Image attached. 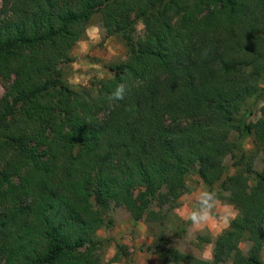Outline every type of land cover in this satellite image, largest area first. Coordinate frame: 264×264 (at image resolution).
<instances>
[{
	"label": "trees",
	"instance_id": "1",
	"mask_svg": "<svg viewBox=\"0 0 264 264\" xmlns=\"http://www.w3.org/2000/svg\"><path fill=\"white\" fill-rule=\"evenodd\" d=\"M0 2V264H110L95 233L112 202L141 219L155 198L175 206L192 171L216 191L225 158L245 160V136L264 155V103L256 121L237 116L264 100V0ZM96 13L129 56L76 86L58 62L72 60ZM120 83L127 95L112 101ZM244 169L221 182L244 204L214 264H263L264 166Z\"/></svg>",
	"mask_w": 264,
	"mask_h": 264
},
{
	"label": "rangeland",
	"instance_id": "2",
	"mask_svg": "<svg viewBox=\"0 0 264 264\" xmlns=\"http://www.w3.org/2000/svg\"><path fill=\"white\" fill-rule=\"evenodd\" d=\"M145 37V26L142 21L138 20L134 38L144 39ZM129 52L126 44L105 31L102 27L101 15L96 13L84 37L71 50L72 60H60L58 66L63 68L65 77L71 84L89 86L101 79L111 77L110 64L126 60ZM8 90L7 83L0 78V98ZM14 96L13 93L12 97ZM263 103L264 100L248 99L237 115L238 118L242 119L247 116L248 122L256 121L262 115ZM233 137L239 138L240 135L235 133ZM257 148L258 145L254 137L245 136L243 139V149L247 153L245 160L242 159L243 162L236 163L242 156V152L238 150L229 154L224 160L226 168L223 174L224 178L238 171L243 172L246 165L251 162L256 169H262L264 155ZM186 178L188 190L181 195L175 206L161 204L155 198L150 202L149 209L141 219H135L124 205H116L113 202L109 205L106 211V225L95 233L97 239L104 240L99 252L104 256L105 261H109L110 264H185L182 261L180 263L175 261L173 255L175 250L184 254L192 255L193 253V256H197L199 251L210 242L215 244L217 238L213 239L212 235L208 233L198 235L191 243L184 239L188 222L181 220L177 212L181 207L189 205L192 196L197 191L203 188L209 189V185L195 171L188 173ZM224 178L215 185L216 192L222 203H231L239 214L244 201L221 185ZM254 183V179L249 182L250 185ZM117 243L120 244V247ZM250 245L248 240H242L239 243L244 252H247ZM261 257L264 264V250ZM224 264H232V261H227Z\"/></svg>",
	"mask_w": 264,
	"mask_h": 264
},
{
	"label": "clouds",
	"instance_id": "3",
	"mask_svg": "<svg viewBox=\"0 0 264 264\" xmlns=\"http://www.w3.org/2000/svg\"><path fill=\"white\" fill-rule=\"evenodd\" d=\"M142 28V26H141ZM128 91L126 83H120L111 93L112 101H122ZM177 215L188 222L185 241L193 242L200 234H211L213 239L223 234L230 223L238 216V210L231 203H222L219 194L208 188L197 191L188 206L181 207ZM214 243H209L196 256L201 264H214ZM193 255V253H192Z\"/></svg>",
	"mask_w": 264,
	"mask_h": 264
}]
</instances>
